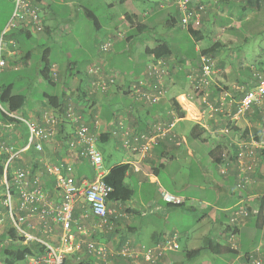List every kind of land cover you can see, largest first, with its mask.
I'll list each match as a JSON object with an SVG mask.
<instances>
[{
  "label": "crops",
  "instance_id": "obj_1",
  "mask_svg": "<svg viewBox=\"0 0 264 264\" xmlns=\"http://www.w3.org/2000/svg\"><path fill=\"white\" fill-rule=\"evenodd\" d=\"M38 1L44 13L45 28L38 32L40 35L37 39L43 46L42 51L49 52L54 83H49L51 92L43 91L42 94L28 97L27 103L18 112H27L28 120L34 124L53 126L55 133L44 141L43 150H38L36 144L26 148L29 141L27 123L25 122L27 126L23 131L16 125L19 118L13 116L15 120L8 117H4L5 120L2 121L0 119V168L3 171L0 173V188H3L0 193V264H8L7 255L3 252L5 248L11 249V243L30 244L33 253L24 259L25 264H44L34 262L44 250V244L40 240H14L7 233L8 229L13 228L19 234L14 226L13 216L4 203V170L8 157L6 145L12 146L18 153L14 163H11L12 169L25 168L33 176H38L47 200L53 206L60 204L62 199L57 189L56 168L64 171V165H71L78 182L94 177L90 161L82 157L77 148L68 145L77 125L67 117L68 108L80 114L82 121L87 122L99 136L102 146L104 145L103 164L107 172L119 164L129 165L126 183L134 190L133 196L127 201L113 199L109 202L115 215H110L107 220L95 216L84 198L77 200L71 224L75 236L74 250L70 252L69 258L90 261L91 264H184L181 256L182 237L188 239L192 246L186 250L190 260L193 258L187 252L201 248L200 255L208 250L215 256L211 257L212 260L221 258L223 264H242L247 255L259 246L264 258L263 231L257 245L244 249V242L253 233V217L241 224L232 223L230 219L238 206L256 204L259 196L264 194V164L250 173L251 182L246 187L248 193L243 196L244 189H238L237 185L239 168L235 160L236 142L264 137V107L255 105L243 115L235 113L237 102L257 82V74H264L260 70L264 62L262 58H258L259 53L255 54L256 60L251 63L248 52L250 49L246 44L242 45L244 57L240 59V63H247V67L244 65L242 68L239 64L238 74L232 63H235V59L228 58L230 62L224 61L217 68L214 81L208 87L206 103L204 95L195 91L194 83L200 68V52L217 42L219 45L215 46L214 52L220 46L221 40H213L215 38L208 33L209 28L215 31L214 35L219 33V17L212 19L211 24L208 20H203L200 29H193L199 32L196 35L190 28L181 26V12L175 0H100L107 13L103 21L86 8L87 14L94 18L96 28L101 32L94 39L95 48L85 49L90 54L85 67L99 65L107 76L115 77V84L103 92L93 88L94 77L79 65L75 53L70 54L69 59L57 56L53 60L50 57L53 50L47 43L55 33V27L51 17L47 16L54 0ZM212 1L214 0H209ZM161 2L162 6H159ZM162 12L166 16L161 18ZM205 13L206 11L204 15ZM212 14L214 13L210 10L209 16L207 14L204 19L211 20ZM135 19L139 23L135 24ZM139 24L143 25V30L131 38V31ZM158 25L166 26L167 29L157 31L155 26ZM229 25L231 23L223 27ZM176 27L183 28L188 33L184 38L186 43H181V48L194 43L195 55L175 50L170 36ZM63 28L64 33L70 31L68 25ZM31 32L28 34L27 30L22 31L32 36ZM206 37L211 43H205ZM108 39H112L114 44L112 50L105 53L101 50V44ZM160 44H166L170 52L157 57L152 50ZM77 47L82 46L79 44ZM31 58L32 52H21L18 70L24 69L28 74L33 67ZM152 65L166 71L164 85L167 92L162 101L149 106L135 100L129 94V88L136 81L155 84V78L147 73ZM41 67L40 61L35 66L34 75L40 82H47L39 73ZM21 117L26 118L24 115ZM54 118L57 119L55 125L51 120ZM158 120H176L175 132L178 133V138H165L160 144L142 152L141 147L145 145L143 136L153 132ZM227 127L229 133L225 132ZM104 134L105 139H102ZM126 142L129 144L126 145ZM120 148L124 152L116 153ZM225 152L229 153V158ZM223 167L226 168V173L222 172ZM163 191L180 195L185 201L179 205L169 204L163 198ZM16 202L19 204V199ZM138 202L142 205H138ZM32 221L37 224L32 232L39 239L52 245L60 243L64 231L61 223L50 216V230H45L44 224L42 226L39 223L37 214L32 217ZM78 226H84L88 234L81 233ZM195 226H199L200 231L187 237L186 234ZM166 239H175L179 248H166L154 262L148 261L147 250L155 249ZM87 241L106 244L108 254L101 257L90 252ZM200 241H205L206 245L196 247L195 244ZM213 242L231 247L238 253L235 256L228 253L216 254ZM123 248H130L131 253L123 254ZM201 263L212 264L209 260Z\"/></svg>",
  "mask_w": 264,
  "mask_h": 264
},
{
  "label": "built area",
  "instance_id": "obj_2",
  "mask_svg": "<svg viewBox=\"0 0 264 264\" xmlns=\"http://www.w3.org/2000/svg\"><path fill=\"white\" fill-rule=\"evenodd\" d=\"M15 9L10 21L9 27H17L18 29L25 28L26 30L42 31L45 28L42 8L38 0H14ZM181 12V26L184 28L200 29L203 23L205 5L194 0H175ZM122 35V34H120ZM13 42V40H11ZM112 39H108L101 44L103 52L110 51L113 46ZM200 68L196 73L194 89L196 92L208 95V87L214 81L217 74L215 66V58L212 53L200 52ZM4 64V60L0 58V66ZM88 72L94 77L93 88L103 92L115 84L113 75L107 76L106 72L99 65H92ZM166 71L156 65L148 68V75L155 78V84H148L144 81H136L129 88V94L140 102L148 105H154L162 101V98L167 92L164 85ZM257 82L250 87L244 96L237 102V115H243L253 106L258 105L264 107V74H257ZM67 117L74 123H77L74 136L68 141L71 148H77L82 157L87 158L94 170V177L91 180H82L78 182L73 173L71 165L63 166L64 171L56 168L54 171L57 174V189L61 194V202L58 205H51L46 196V192L38 176H33L30 170L25 168L12 169V162L18 157V153L13 150L12 146L5 147V152L8 154L7 163L4 170V187L5 198L4 203L8 207L13 216L14 226L25 239V241L40 240L44 244L42 254L34 259L35 263L44 264H65L69 258L70 252L74 250L75 236L72 231L73 209L79 198H84L91 207L95 216L102 220H107L110 215H115L114 211L109 206L110 194L113 191L112 185L107 183L105 177L107 170L103 164V153L98 143L99 136L91 128V126L82 121V116L77 114L72 108L67 109ZM55 125L57 119H51ZM29 127V141L26 148L36 144L38 150H43L44 141L49 139L54 133L53 126L44 127L33 122L26 121ZM176 120L164 121L158 120L154 125L152 133L144 135L145 145L141 147L142 152H146L152 146L158 145L165 138H178V133L175 132ZM229 133V128L225 129ZM129 142H126L128 145ZM235 160L239 168L238 187L248 186L251 182L250 173L264 164V137L253 138L250 140L244 139L236 142ZM229 158V153L225 152ZM225 159V164L228 159ZM12 163V164H11ZM11 175L9 176V172ZM222 172L226 173V168L223 167ZM163 198L169 204L179 205L185 199L170 191H163ZM19 199V204L16 200ZM255 204H247L240 206L232 215L231 222L235 224L244 223L250 215L249 207ZM255 213L259 212L258 207H253ZM37 214L40 221L44 224L45 230H50L48 217H52L56 222L63 226V234L60 237V243L52 245L46 241L39 239L32 230L37 227L34 224L32 217ZM264 216V209H263ZM78 229L83 234H88L84 226H78ZM264 237V228H263ZM88 249L97 255L103 257L108 254L106 244L96 243L95 241H87ZM166 248H179L175 239H166L164 243L157 245L155 249H148L146 259L155 261L163 254ZM130 248H123V254H130ZM247 259L242 264H264L261 246L255 248L247 255Z\"/></svg>",
  "mask_w": 264,
  "mask_h": 264
},
{
  "label": "rangeland",
  "instance_id": "obj_3",
  "mask_svg": "<svg viewBox=\"0 0 264 264\" xmlns=\"http://www.w3.org/2000/svg\"><path fill=\"white\" fill-rule=\"evenodd\" d=\"M99 1L100 0H54V2H52L50 14L47 18L51 17L53 26L55 27L53 30L55 33L49 37L47 44L52 47L53 53L50 57L53 60L57 56H59L60 59H69L70 54L73 55L75 53V58L79 61V65L89 73L88 70L90 66L88 68L85 66L90 60V54L86 53L85 49L95 48L93 46L95 43L94 39L96 34L101 31L96 28L95 20L87 14L86 8L97 15L98 19L103 21L107 13ZM201 3L207 8L205 9L206 13L204 17L207 14L209 16L210 10L214 13L212 14L211 20L209 18H203L204 21L208 20L211 24L212 19L214 20L216 17L221 19L217 31L219 32L218 34L214 35L213 32L215 31H211L210 28L208 30V33H211L210 37L212 36L215 38L213 40H221L219 41L220 46H218V50L212 52L215 58L216 68L221 67L224 61L230 62L228 61V58L235 59V63L234 61L232 63L234 64L233 66L236 74L240 71L239 64H241L242 68L244 65L247 67V63H240V59L244 57L241 50V46L244 44L250 49L248 52L251 63H254L256 60L254 59L256 53H259L258 58H262L264 62V0H214L212 2H209V0H201ZM208 4H210V7H208ZM159 6H162V2ZM14 9V0H0V58L4 60V64L0 66V85L12 82L14 83V91L16 93H25L29 98L33 97L34 94H42L43 91L51 92V85L45 81L40 82L34 75L36 69L35 66L41 61L42 56L41 47L43 46L39 44L40 40L37 39L40 35L38 32L40 31H30L31 34H33L31 36L22 33L17 27L10 28L9 24ZM71 13L73 15H71ZM41 14L42 16L44 15L43 11ZM165 16V12H162L161 18ZM50 22L51 21H49V23ZM104 23H107V21ZM134 23H139V21L135 19ZM228 23H231V25L223 27L228 25ZM65 25H68L70 28V31L66 33L62 31ZM155 28L157 31L167 29L166 26L159 25L155 26ZM174 30L175 31L170 38L174 42L175 50L183 51L188 55H195L193 52L195 46L194 43H192V46H183V48H181V43H186L184 38L188 33L184 31L183 28L178 29L176 27ZM11 40H13V42H11ZM205 43H211L208 37L205 38ZM79 44H81L82 47H77ZM21 52H24L25 54L32 52L31 62L33 67L29 69L28 74L24 69L18 70V58L20 57ZM109 52L110 51H107L105 53ZM194 57L196 58V56ZM260 70L264 73V66L263 68H260ZM246 71L250 72V69L246 68ZM4 112L8 115L20 119L22 118L23 120H20L19 122L16 121V125L17 128H20L23 131L26 130L25 122L29 121L27 112L23 110H20V112H10L8 104L0 100L1 121L5 120ZM23 115L27 119L21 117ZM98 145L103 151L104 145L102 146L101 141H99ZM117 152H124V149L120 148L116 153ZM105 157H107V154H105ZM1 163L2 159L0 157V164ZM2 192L3 188L2 190L0 188V193ZM138 205L142 204L138 202ZM198 227L199 226H195L191 229L189 234H186L187 237L192 234L196 235V233L200 231V228ZM195 245L196 247H200L206 245V243L205 241H200ZM188 248H192L191 244L188 242V239L182 237L181 256L183 257V262H185L184 264H200V262H203L204 260H209L212 264L224 263L221 258L212 260L211 257L215 258V256L208 250L203 251L200 256L190 260L186 255V250ZM16 264H25V261L20 260Z\"/></svg>",
  "mask_w": 264,
  "mask_h": 264
},
{
  "label": "trees",
  "instance_id": "obj_4",
  "mask_svg": "<svg viewBox=\"0 0 264 264\" xmlns=\"http://www.w3.org/2000/svg\"><path fill=\"white\" fill-rule=\"evenodd\" d=\"M25 30H26L25 28L20 29V31H25ZM142 30H143L142 24L136 25L134 27V29L131 31L130 37L131 38L136 37ZM190 30L193 34H196V35L199 33L197 30H193L191 28H190ZM27 32H28V34H30L29 30H27ZM217 45H219L218 42L216 44H214L212 47L204 49L202 52L212 53L213 51H215V46H217ZM152 51L156 54L157 57H159L161 55H165V54L169 53L170 49L166 44H160L157 47H155ZM41 64H42V67L39 69L40 75L48 83H50V84L54 83V79H53L54 77H53L52 67H51L52 63H51V60L49 59V52L47 50L42 51ZM88 74H90V73H88ZM14 90H15L14 89V83H12V82L0 85V100L2 102H5L8 104L10 112H16L19 109H22L28 101V96L26 94H22V93H18V92L16 93ZM51 97H53V96H51ZM145 105H148V104H145ZM149 106H151V105H149ZM4 116L8 117L9 119L15 120V118L13 116H10L5 112H4ZM19 120H20V118H19ZM105 135L106 134L102 135V139H105ZM263 161H264V159H263ZM260 167H258L257 169H259ZM128 169H129L128 164H119V165H116L113 168H111V170L107 173L105 180L107 181V183H109L113 187V191L110 194L109 202L113 199L114 200L127 201L128 199H130L133 196L134 190L130 186H128V184L126 183V175H127ZM238 171H239V169H238ZM2 172L3 171H2V167H1L0 173L2 174ZM246 187L247 186L242 187V189H244L243 196H246L248 193V190H246ZM238 189H241V188L239 187ZM253 204H255V203H253ZM255 206L259 208V212H257V213H255L253 211V209H254L253 207H255ZM239 207L240 206H238L237 208H239ZM263 209H264V194H261L259 196V199L256 200V204L252 207L251 206L249 207L250 215L248 216L246 222H248V219L253 217V219H254V222H253L254 224L252 227L253 233H252V236L250 237V239H248V241H247L248 244H247V242H244V245H245L244 249H248V247H252V246L258 244L260 233H261V231H263V228H264ZM7 233L9 235V237L14 239V240L15 239L20 240L23 238L19 234H17L16 230H14L13 228L8 229ZM212 247H213V251L216 254L228 253V254H231V256H235L238 253L237 250H235L231 247L223 246L219 242H213ZM201 250H202L201 248L193 249V250L188 251L187 253H188V256L190 258H194V257H197L198 255H200ZM3 253L5 255H7L6 260H7L8 264H14L16 261L24 260L28 254H32L33 252H32L30 244H19L18 243V245H15V244L11 243V249L5 248ZM65 264H91V262L85 261L82 259H80V260L79 259H75V260L74 259H68Z\"/></svg>",
  "mask_w": 264,
  "mask_h": 264
}]
</instances>
